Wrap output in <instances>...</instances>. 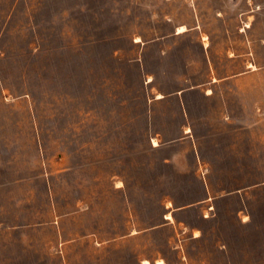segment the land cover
<instances>
[{"label":"rangeland","instance_id":"1","mask_svg":"<svg viewBox=\"0 0 264 264\" xmlns=\"http://www.w3.org/2000/svg\"><path fill=\"white\" fill-rule=\"evenodd\" d=\"M143 263L264 264V0H0V264Z\"/></svg>","mask_w":264,"mask_h":264},{"label":"bare ground","instance_id":"2","mask_svg":"<svg viewBox=\"0 0 264 264\" xmlns=\"http://www.w3.org/2000/svg\"><path fill=\"white\" fill-rule=\"evenodd\" d=\"M180 31H183L184 27H179ZM169 217H171V215H168Z\"/></svg>","mask_w":264,"mask_h":264},{"label":"crops","instance_id":"3","mask_svg":"<svg viewBox=\"0 0 264 264\" xmlns=\"http://www.w3.org/2000/svg\"><path fill=\"white\" fill-rule=\"evenodd\" d=\"M204 41H205V40H204ZM204 45H205V42H204ZM205 46H206V45H205ZM186 132H189V130H188V131L186 130ZM143 261H144V260H143ZM143 264H144V263H143Z\"/></svg>","mask_w":264,"mask_h":264}]
</instances>
